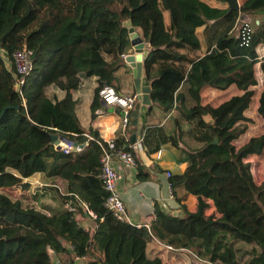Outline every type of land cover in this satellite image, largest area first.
Listing matches in <instances>:
<instances>
[{
  "label": "trees",
  "instance_id": "16d2710c",
  "mask_svg": "<svg viewBox=\"0 0 264 264\" xmlns=\"http://www.w3.org/2000/svg\"><path fill=\"white\" fill-rule=\"evenodd\" d=\"M127 19L151 46L144 62L151 84L148 116L155 109L168 115L166 124H144L142 143L149 154L171 144L188 162L170 177L182 214L157 207L151 230L119 220L106 207L108 192L100 178L103 139L92 126L82 127L74 98L83 79L97 77L91 106L96 115L100 89L113 86L125 64L122 54L131 46L123 26ZM246 23L253 27L248 43ZM203 26L201 55L197 30ZM263 46L264 0H245L240 10L207 0H0V264H57L51 252L65 264L76 258L80 264H166L147 252L154 239L191 250L195 259L188 264H264V210L256 200L258 195L264 204V181L256 182L247 161L264 155V135L240 147L234 143L248 129L257 66L263 79L258 113L264 122ZM24 48L35 57L20 92L13 55ZM233 85L242 92L217 106L203 103L205 88ZM50 86L64 96L48 95ZM54 134L82 150H58ZM115 141L123 146L122 137ZM125 150L141 168L133 148ZM37 172L66 183L63 193L51 187L60 207L39 208L8 193L29 188L26 179ZM178 188L196 196L194 211L177 196ZM81 201L98 215L93 232L78 217L87 213ZM67 202L77 210L66 208ZM94 242L104 259L92 251Z\"/></svg>",
  "mask_w": 264,
  "mask_h": 264
},
{
  "label": "crops",
  "instance_id": "0c3cea01",
  "mask_svg": "<svg viewBox=\"0 0 264 264\" xmlns=\"http://www.w3.org/2000/svg\"><path fill=\"white\" fill-rule=\"evenodd\" d=\"M207 1L213 6L226 7V4L228 5L226 1V4L216 0ZM244 1L245 0H239L240 4ZM166 21L169 23V14L168 17H166ZM204 30V26L197 30L202 42L201 55H203L206 50ZM137 33L141 36L139 31H137ZM146 43V46L150 49V44L148 42ZM133 53H135V48L131 44L124 54L129 55ZM145 72L143 64L141 90L144 85H147L145 81L147 77ZM148 84H150L149 80ZM97 86V77L85 78L82 80L79 89L74 93V98L77 100V115L82 127L88 129L92 126L105 141L122 137L124 143L121 148H133L135 144L140 141L138 127L130 123L127 127H124L123 113L120 108L107 105L102 100V106L97 110H100L101 113L96 111V115L93 116L91 106ZM113 86L120 92L139 93L136 88L135 69L127 63L126 60L125 64L116 72ZM47 94L50 96L58 95L61 98L65 93L50 86L47 89ZM167 118L168 115L164 114L159 109H155L149 116L147 113L144 124H166ZM134 151L140 160L141 168H139L136 163L134 165L126 164L118 156H115L113 160L114 167L121 175L118 182V189L127 206L128 222L134 225L152 224L153 221L156 220L157 207L166 212L182 214L180 204L176 200V196L171 187V178L167 173L171 172L172 175H175L183 172L187 168L188 162L185 161V153L171 144L164 145L160 151L153 154H149L144 145L142 148L135 149ZM26 181L30 183V187L27 189L14 188V193L11 194L14 198L23 199L39 208L55 209L60 207V200L51 187L59 188L62 193L66 192V183L61 178L48 177L45 173L37 172L27 178ZM176 194L183 199V203H185L191 211L195 210L197 203L195 195L187 194L183 188H178ZM83 215L84 217L78 214V217L81 218V223L89 227L92 232L95 231V220L91 218L88 213L84 212ZM217 215L219 216L220 214L217 213ZM159 246L165 247V244L154 239L148 243L147 252L151 257H161L166 264H188L193 261H188L189 256L186 254L190 253L188 251H178V253L175 254L173 251H168L166 247L167 251L165 252ZM92 251L100 258L104 259V251L99 246L98 242L93 243ZM51 254L52 257L56 259L55 261L57 264H65L58 255L53 252H51ZM75 261L74 264H80L82 260L76 258Z\"/></svg>",
  "mask_w": 264,
  "mask_h": 264
},
{
  "label": "built area",
  "instance_id": "2783aa9c",
  "mask_svg": "<svg viewBox=\"0 0 264 264\" xmlns=\"http://www.w3.org/2000/svg\"><path fill=\"white\" fill-rule=\"evenodd\" d=\"M244 36L243 39L245 43H248L251 37V33L253 32V27L246 23L244 26ZM127 54H123L122 56L125 58ZM14 63L16 67V71L18 73V79L16 82L17 89L21 92V87L25 82V78L29 75L34 67V52L31 49L24 48L22 50H18L14 53ZM101 99L110 106L118 107L122 110L123 113V124L124 127H127L131 120V113L135 109L137 102L140 100V94L137 92H120L116 90L114 86L105 84L99 91ZM101 113V111H97ZM88 139H93V136L90 134H86ZM99 145L101 146V173L100 178L103 182L105 190L108 192V198L106 200V207L110 210L119 220L128 221V212L126 203L122 197L121 192L118 189V182L121 178L119 171L114 167L113 160L115 156L121 158L126 164L134 165V157L131 151L125 150L123 148H119L116 144L115 140H99ZM143 147L142 138L138 143L135 144L133 150L140 149ZM65 153L69 154L75 151H81L82 146L79 144L75 146L72 141H68L65 143V146L62 149ZM169 177L172 176L171 172L167 173ZM81 205L87 209L88 215L96 220L98 215L88 207V204L84 201H81ZM66 208L70 211L75 212L77 210L76 205L72 202L66 203ZM145 225L149 230H151V224H140L137 225L141 227ZM88 230L89 227L85 226ZM160 242V241H159ZM165 247L169 251H188L193 254L191 250L188 249H179L170 244H165ZM197 256V255H196ZM210 264H214L211 263Z\"/></svg>",
  "mask_w": 264,
  "mask_h": 264
},
{
  "label": "water",
  "instance_id": "95a60500",
  "mask_svg": "<svg viewBox=\"0 0 264 264\" xmlns=\"http://www.w3.org/2000/svg\"><path fill=\"white\" fill-rule=\"evenodd\" d=\"M228 3L230 10H240L241 4L239 0H225ZM123 26L129 29V34L131 38V44L135 48V53L126 55L125 60L135 69V76H136V88L137 91L140 93V100L137 102L135 109L132 111L130 117V124L138 127V136L141 139L142 132H143V124L145 122V117L148 113V107L152 105V98H151V84H148V78L146 77L147 85H144L141 90L142 86V71H143V64L146 60V57L151 50L147 47V43L142 36H140L137 31L136 27L133 25L131 19H127L124 21ZM123 55V54H122ZM146 73V72H145ZM204 119L209 122L213 123L214 118L211 114H206ZM52 141L57 146L58 150H62L65 146V143L70 141L67 137L60 136L57 134L52 135ZM72 143L77 146V142ZM214 144L219 143V138L215 137ZM256 200L258 204L264 210V204L259 199L258 195H256Z\"/></svg>",
  "mask_w": 264,
  "mask_h": 264
},
{
  "label": "rangeland",
  "instance_id": "374dc122",
  "mask_svg": "<svg viewBox=\"0 0 264 264\" xmlns=\"http://www.w3.org/2000/svg\"><path fill=\"white\" fill-rule=\"evenodd\" d=\"M221 2L225 3V1H221ZM168 14L169 13L167 12L166 17H168ZM260 53L264 55V46L260 48ZM257 77L259 83L258 85L253 87L256 91V94L254 96L250 109L246 111V115L250 118V121L246 122V124L248 125V129L247 132L244 135H242V137L239 140H236L234 142L237 147L242 146L246 141H248L253 136L264 135V122L258 113V100L260 93L263 89V81H262L263 79L262 76L260 75L259 66H257ZM241 92L242 91L239 90L235 85L231 86L226 90H219V89L215 90V89L207 88L203 91V103L217 106L222 102H224L225 100L229 99L231 96L235 94H240ZM247 161H250L252 163V172L256 182L262 183L264 181V155H252L247 159ZM14 190L15 189H8L7 191L11 195L14 193ZM214 209L215 208L212 207V209L209 210V213L214 211ZM161 248L165 252L167 251L165 247H161ZM174 253L177 254L178 252H174ZM186 254L189 256L188 261L191 262L192 260L195 259L193 258L192 254L191 255L190 253H186Z\"/></svg>",
  "mask_w": 264,
  "mask_h": 264
}]
</instances>
